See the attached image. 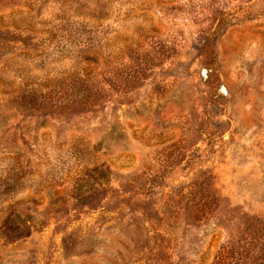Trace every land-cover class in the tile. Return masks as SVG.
Here are the masks:
<instances>
[{
	"label": "rangeland",
	"instance_id": "374dc122",
	"mask_svg": "<svg viewBox=\"0 0 264 264\" xmlns=\"http://www.w3.org/2000/svg\"><path fill=\"white\" fill-rule=\"evenodd\" d=\"M0 264H264V0H0Z\"/></svg>",
	"mask_w": 264,
	"mask_h": 264
},
{
	"label": "trees",
	"instance_id": "16d2710c",
	"mask_svg": "<svg viewBox=\"0 0 264 264\" xmlns=\"http://www.w3.org/2000/svg\"><path fill=\"white\" fill-rule=\"evenodd\" d=\"M95 50H97V46H92V47H88L87 45L82 46L80 51L78 52V57L75 58V61H86L89 52H94Z\"/></svg>",
	"mask_w": 264,
	"mask_h": 264
}]
</instances>
